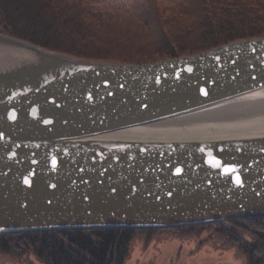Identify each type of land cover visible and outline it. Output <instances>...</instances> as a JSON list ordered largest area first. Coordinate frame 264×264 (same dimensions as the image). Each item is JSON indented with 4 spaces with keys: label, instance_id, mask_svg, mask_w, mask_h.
I'll return each mask as SVG.
<instances>
[{
    "label": "water",
    "instance_id": "water-1",
    "mask_svg": "<svg viewBox=\"0 0 264 264\" xmlns=\"http://www.w3.org/2000/svg\"><path fill=\"white\" fill-rule=\"evenodd\" d=\"M261 89L264 36L137 64L0 33V235L264 219V134L90 140Z\"/></svg>",
    "mask_w": 264,
    "mask_h": 264
},
{
    "label": "trees",
    "instance_id": "trees-1",
    "mask_svg": "<svg viewBox=\"0 0 264 264\" xmlns=\"http://www.w3.org/2000/svg\"><path fill=\"white\" fill-rule=\"evenodd\" d=\"M171 1L173 5L163 11L173 13L172 17L185 14L186 17L179 22L173 20L169 23L154 17L152 20L154 15L147 12H157L153 0L150 6L154 9L141 7L142 0H0V33L80 59L137 64L197 54L231 41L264 36V0ZM118 23L126 28L145 23L155 26L164 33L158 38L159 45L165 47L164 53L157 52L159 55L150 60H116L108 57L105 50L91 49L90 44L105 27ZM171 24L179 27L181 32L171 34L168 27ZM123 35L119 37L121 41L127 38ZM151 39L152 42L156 40L153 35ZM189 41H193V45H188ZM229 222L253 236L239 245L248 255L249 264H264V219ZM212 224L222 226L223 222ZM210 226L192 225L166 230ZM158 230L110 228L10 233L0 235V253L18 257L32 253L44 264H123L128 246L137 232ZM228 231L229 228H225L220 232L231 233Z\"/></svg>",
    "mask_w": 264,
    "mask_h": 264
},
{
    "label": "rangeland",
    "instance_id": "rangeland-1",
    "mask_svg": "<svg viewBox=\"0 0 264 264\" xmlns=\"http://www.w3.org/2000/svg\"><path fill=\"white\" fill-rule=\"evenodd\" d=\"M142 1L146 4L142 3L141 7L154 9L153 6H150L152 0ZM153 1L157 6V12H147V14L154 15L152 20L159 18L170 23L173 20L179 22L186 17L183 13L172 17L173 13L168 14L167 11H163V8L171 6V0H165L163 3ZM201 2L200 11L202 12ZM145 19L148 18L145 17ZM121 25L118 23L113 24L112 27L110 25L105 27L95 38L94 44H90L91 49L105 50L108 57L116 60H150L156 58L160 53H164L165 47L160 46L158 40L164 33L155 29V26L145 23L142 26L134 24L133 27L126 28L122 23ZM171 25L168 26L171 34L181 32L179 27ZM125 32L127 33L123 35ZM122 35L127 38L121 41L119 37ZM152 35L156 38L154 42L151 39ZM190 42L188 45H193V41ZM211 225L202 229L195 227V229L181 231L159 229L150 233L137 232L128 246V253L123 264H249L248 255L239 245H241V241L252 239L253 236L243 232L242 227L231 224L229 221L223 222L222 226ZM225 228H229L228 232L231 233L220 232ZM0 264L44 263L40 262L32 253H26L20 257L0 253Z\"/></svg>",
    "mask_w": 264,
    "mask_h": 264
},
{
    "label": "bare ground",
    "instance_id": "bare-ground-1",
    "mask_svg": "<svg viewBox=\"0 0 264 264\" xmlns=\"http://www.w3.org/2000/svg\"><path fill=\"white\" fill-rule=\"evenodd\" d=\"M264 134V89L175 118L119 129L93 141L155 142Z\"/></svg>",
    "mask_w": 264,
    "mask_h": 264
},
{
    "label": "snow or ice",
    "instance_id": "snow-or-ice-1",
    "mask_svg": "<svg viewBox=\"0 0 264 264\" xmlns=\"http://www.w3.org/2000/svg\"><path fill=\"white\" fill-rule=\"evenodd\" d=\"M237 182H239V177H237Z\"/></svg>",
    "mask_w": 264,
    "mask_h": 264
}]
</instances>
